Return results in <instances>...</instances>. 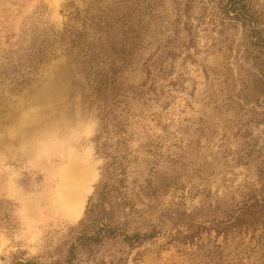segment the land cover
<instances>
[{"label": "rangeland", "instance_id": "374dc122", "mask_svg": "<svg viewBox=\"0 0 264 264\" xmlns=\"http://www.w3.org/2000/svg\"><path fill=\"white\" fill-rule=\"evenodd\" d=\"M24 31L0 264H264V0H0V54Z\"/></svg>", "mask_w": 264, "mask_h": 264}, {"label": "trees", "instance_id": "16d2710c", "mask_svg": "<svg viewBox=\"0 0 264 264\" xmlns=\"http://www.w3.org/2000/svg\"><path fill=\"white\" fill-rule=\"evenodd\" d=\"M46 9L45 5L38 9L36 13L38 16L37 20L41 21L43 19ZM33 20L36 21V19ZM27 33L28 31H24L23 36L15 46H12L9 50H4L0 54V82L3 81L5 77H11L14 75L11 80V92L22 91L26 87L32 85L34 80L31 75L47 60L49 51L48 38L50 35L46 32L41 36H36L34 34L31 45H28ZM122 131L123 134H125V130ZM101 213V203L90 204L86 215L88 221L87 226L94 224ZM239 218H237L238 222L241 220ZM238 222L234 223V225H238ZM233 227L238 228L241 233L245 226ZM247 229H249V227H247ZM228 232L230 231L228 230ZM99 235L102 237L101 234ZM256 248H259L264 254V226L262 227V234L258 237ZM236 255L238 259L242 258V253H240V251Z\"/></svg>", "mask_w": 264, "mask_h": 264}]
</instances>
